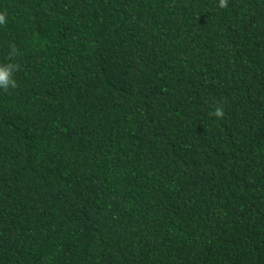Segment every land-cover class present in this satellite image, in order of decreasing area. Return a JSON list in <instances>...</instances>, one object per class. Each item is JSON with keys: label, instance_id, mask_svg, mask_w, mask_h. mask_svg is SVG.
Segmentation results:
<instances>
[{"label": "trees", "instance_id": "obj_1", "mask_svg": "<svg viewBox=\"0 0 264 264\" xmlns=\"http://www.w3.org/2000/svg\"><path fill=\"white\" fill-rule=\"evenodd\" d=\"M218 4L0 0V264H264V0Z\"/></svg>", "mask_w": 264, "mask_h": 264}, {"label": "clouds", "instance_id": "obj_2", "mask_svg": "<svg viewBox=\"0 0 264 264\" xmlns=\"http://www.w3.org/2000/svg\"><path fill=\"white\" fill-rule=\"evenodd\" d=\"M218 7L226 8L227 0H219ZM8 23V15L6 12H0V26H5ZM19 55V50L15 45L10 46V51L8 53L9 62L8 63H0V89H3L7 92L10 88H16L17 81L14 79V74L16 71L20 69V65L18 63H13L15 58ZM211 116L216 118H223L225 116V109L217 105L214 107V110L210 113Z\"/></svg>", "mask_w": 264, "mask_h": 264}]
</instances>
